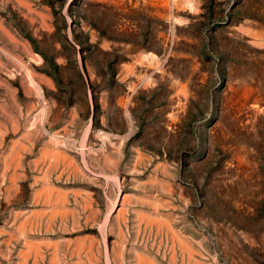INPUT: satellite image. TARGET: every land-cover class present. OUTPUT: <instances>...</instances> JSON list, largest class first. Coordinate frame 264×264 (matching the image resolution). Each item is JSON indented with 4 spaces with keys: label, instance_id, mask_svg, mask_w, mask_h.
<instances>
[{
    "label": "rangeland",
    "instance_id": "obj_1",
    "mask_svg": "<svg viewBox=\"0 0 264 264\" xmlns=\"http://www.w3.org/2000/svg\"><path fill=\"white\" fill-rule=\"evenodd\" d=\"M65 161L100 212L40 264H264V0H0V264Z\"/></svg>",
    "mask_w": 264,
    "mask_h": 264
},
{
    "label": "crops",
    "instance_id": "obj_2",
    "mask_svg": "<svg viewBox=\"0 0 264 264\" xmlns=\"http://www.w3.org/2000/svg\"><path fill=\"white\" fill-rule=\"evenodd\" d=\"M27 133H28V131H27ZM27 133L25 130L26 138H27ZM28 141L30 143V140H28ZM47 148L48 147H45V150H48L51 148L49 150V152L51 151L50 153L53 156L51 158H54L57 154V151H58L56 149V147L50 146L48 149ZM16 152L17 151L13 152L11 156L15 157ZM41 154H42V152H41ZM5 158H6L5 156L2 157L1 161L3 160L2 163L5 165L6 168L8 166L12 165L13 168L15 167V168H19L21 170L19 172H17L16 170L12 171L11 175H9V179H10L11 184L5 186V188H4V191H5L4 196H5V198H7L8 196H10L9 195L10 187H12L15 190L18 189L16 177L18 175H20L22 177V181H24V180L28 179V174H27L25 165L22 163V161L20 159H14L13 161H11V163H9L10 164L9 165ZM42 164H44L46 166L48 165L51 168V173H53L57 170V165H59V161H44ZM66 164L68 166L66 168H68L69 172H71V174H69V172H68L66 174V176L72 177V178L70 177L71 182H74L76 180L77 183H85V184L80 185V186L75 187V188L74 187L64 188L65 186H59V185H55V184H52L49 182L47 176L49 175L50 171L48 173H46V172L43 173L44 178H43V180H41V182L39 184V188H35L29 196L28 205L33 206V208L26 209L25 215L23 216V219H22L20 225L18 226V229L20 230L23 228L25 230V233H24L23 237L20 236L19 240H20L21 244L23 245V249L21 247L22 250L19 252V256L14 261V264H40V262H41V260H40L41 259V257H40L41 247H40V243H38V242H40L41 240H44V239H49L51 237L59 241V237H60L59 230L61 232L67 233L68 237L66 239L68 240L70 246L73 247L74 252L76 254H77V251H79L77 246L84 245V246L88 247V245H90L89 243H87L85 245L83 243V239L80 237L82 235H78V234L82 233L81 232L82 228L84 229V228H90L91 227L90 222L96 220V218L93 220L91 215H92V213L96 214V213L100 212L99 211L100 209L98 207H96L97 201L95 198H93L90 195V191L88 190V185H86V184H91V182L87 181L84 178L82 179L81 177L76 175V170L73 166L74 163L72 161H66ZM13 174L16 176H14ZM1 176H2V180H3L5 177L4 168H3V171L1 173ZM34 177H35L34 175L31 176L32 180L34 179ZM12 179L14 181H12ZM47 184L50 186V193H47V191H45V187ZM32 185H34V183H32ZM42 185H44V186H42ZM27 192H29V190ZM44 192L46 195H44ZM48 194H49V196H48ZM58 197H59V199H58ZM10 198L11 197L8 198V201ZM24 198H26V200H27L28 196L25 197V195H24ZM75 203L78 206H81L82 208L83 207L87 208V212L83 215V217L82 216L79 217V212L74 211L73 210L74 207L73 208L70 207L71 204L74 205ZM43 206H46V208L48 209L47 212L45 213L46 216L43 218L44 223L42 222L43 220L40 219L42 211L44 210ZM55 216H57V219L55 218L56 221L53 219V217H55ZM40 221H41V223L38 225V223ZM42 230L50 231L51 235L50 236L39 235V233ZM74 234H77V235L75 236ZM25 239H26V241H25ZM6 240L7 239L3 238L2 242L6 243ZM27 240H29V241H27ZM31 241L33 243H31ZM34 247H36V248H34ZM58 250H59L58 245L56 243H52L51 244V254L48 258L49 261H52L53 257L55 258L57 256ZM89 253H91V251H89Z\"/></svg>",
    "mask_w": 264,
    "mask_h": 264
},
{
    "label": "bare ground",
    "instance_id": "obj_3",
    "mask_svg": "<svg viewBox=\"0 0 264 264\" xmlns=\"http://www.w3.org/2000/svg\"><path fill=\"white\" fill-rule=\"evenodd\" d=\"M146 2V1H145ZM160 2V1H159ZM184 5V4H183ZM150 69V68H149ZM252 113V112H251ZM48 149V148H47ZM51 149V148H50ZM50 149H48V150H46L47 152L50 150ZM44 150H45V148H44ZM45 151V152H46ZM57 151V150H56ZM44 151L42 150V153H43ZM44 152V153H45ZM51 152V151H50ZM58 152H60L59 150L57 151V154H56V156L54 157L55 159H54V161L56 160V158L58 157ZM56 153V152H55ZM61 153V152H60ZM46 154V153H45ZM65 156V155H64ZM51 157H53V156H51ZM64 158V157H63ZM71 159V158H70ZM65 160H67L66 158H65ZM57 161V160H56ZM63 161V160H62ZM66 162V161H65ZM64 163V162H63ZM75 164H73V166H74ZM76 166V165H75ZM15 174V173H14ZM13 174V175H14ZM42 175V174H41ZM14 176H16V175H14ZM49 177V176H48ZM45 185V184H44ZM44 185H42V186H44ZM43 189V188H42ZM45 191H47V193H50V186L47 184L46 185V187H45ZM62 193V192H61ZM44 195H46L45 194V192H44ZM60 195V194H59ZM48 196H49V194H48ZM57 196V195H56ZM47 198V197H46ZM58 199H59V197H58ZM113 206V205H112ZM113 208V207H112ZM111 208V209H112ZM116 208V207H115ZM39 210V209H38ZM112 211V210H111ZM55 212V211H54ZM109 213V212H108ZM107 217H109V215L108 216H106L105 218L107 219ZM105 219V220H106ZM158 222H160L161 223V221H158ZM163 223L166 225L167 224V226H168V222H164L163 221ZM163 224V225H164ZM166 227V226H165ZM168 229V228H167ZM172 235H173V233H172ZM174 236V235H173ZM177 240H178V242L180 243V245H181V247H183L184 249H188V246H187V244L185 243V241L184 240H180L176 235L174 236ZM25 241H26V239H25ZM27 241H29V240H27ZM37 241V240H36ZM27 243V242H26ZM31 243H33L32 241H31ZM35 244V243H34ZM36 245V244H35ZM106 245V244H105ZM34 246V245H33ZM78 247V246H77ZM88 247H89V245H88ZM31 248V247H30ZM33 248V247H32ZM34 248H36V247H34ZM88 249V248H87ZM106 249V248H105ZM24 251V250H23ZM106 251V250H105ZM37 253V252H36ZM139 254V253H138ZM188 254H190V252L188 253V251H187V255ZM53 256V255H52ZM55 256V255H54ZM141 256H143V255H141L140 254V258H141ZM191 256V255H190ZM139 257V256H138ZM144 257V256H143ZM141 258L142 260H144L145 262H146V264H153L150 260H148V259H144V258ZM54 258V257H53ZM147 258V257H146ZM192 258V257H191ZM195 259V258H194ZM110 260V259H109ZM34 261V260H33ZM195 261H196V259H195ZM90 262V261H89ZM109 261H107L106 263H108ZM198 262V261H197ZM75 263H77V260H76V262ZM105 263V264H106ZM197 264V263H196ZM199 264V263H198Z\"/></svg>",
    "mask_w": 264,
    "mask_h": 264
}]
</instances>
